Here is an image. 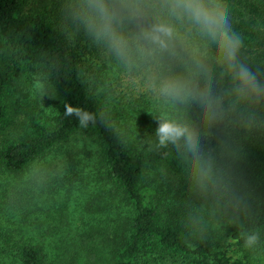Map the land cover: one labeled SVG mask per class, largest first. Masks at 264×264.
<instances>
[{
    "label": "trees",
    "instance_id": "obj_1",
    "mask_svg": "<svg viewBox=\"0 0 264 264\" xmlns=\"http://www.w3.org/2000/svg\"><path fill=\"white\" fill-rule=\"evenodd\" d=\"M169 3L109 0L121 56L90 30L88 0H0V264H264V92H239L216 42ZM211 6L264 85V0ZM159 23L175 28L164 49L143 38ZM37 77L60 114L32 111ZM168 80L178 95L161 92ZM161 118L197 153L160 147Z\"/></svg>",
    "mask_w": 264,
    "mask_h": 264
},
{
    "label": "clouds",
    "instance_id": "obj_2",
    "mask_svg": "<svg viewBox=\"0 0 264 264\" xmlns=\"http://www.w3.org/2000/svg\"><path fill=\"white\" fill-rule=\"evenodd\" d=\"M88 8L91 11L89 28L97 39H105L112 46L117 55H124L127 45L126 38L117 30L114 23V13L111 10L109 0H88ZM170 14L180 20H188L205 36L216 42L221 51L223 61L237 82V90L241 93L264 92L252 69L238 61L237 54L241 45L238 36L229 30L227 18L218 7L211 6V0H170ZM175 33L172 24L159 23L153 25L149 31L143 34L144 40L161 49L168 46ZM182 85L179 81L168 80L162 83L161 92L165 95H178ZM65 117L75 115L80 127L87 128L89 122L96 121L95 116L80 107L65 105ZM155 135L160 147L166 148L169 144L178 145L183 141L187 149L193 154L198 151V144L194 134L185 125L174 120L161 118ZM259 242L258 233H249L244 237V246L251 248Z\"/></svg>",
    "mask_w": 264,
    "mask_h": 264
},
{
    "label": "rangeland",
    "instance_id": "obj_3",
    "mask_svg": "<svg viewBox=\"0 0 264 264\" xmlns=\"http://www.w3.org/2000/svg\"><path fill=\"white\" fill-rule=\"evenodd\" d=\"M24 92L27 93V96L29 94V99L27 101L34 106L32 111L36 112L37 115L46 114L47 116H53L63 111L64 103L61 93L55 85L49 82L45 77H37L30 86L24 89ZM38 166H40V164H38ZM76 199L77 198H72L70 200V205L68 207L70 210L74 209V202H76ZM75 215H77V212Z\"/></svg>",
    "mask_w": 264,
    "mask_h": 264
}]
</instances>
